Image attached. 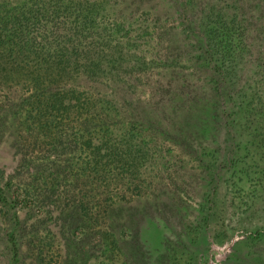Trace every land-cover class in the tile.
<instances>
[{"label":"trees","instance_id":"16d2710c","mask_svg":"<svg viewBox=\"0 0 264 264\" xmlns=\"http://www.w3.org/2000/svg\"><path fill=\"white\" fill-rule=\"evenodd\" d=\"M153 1L0 0V86L25 90L18 103L31 139L62 148L26 159L14 139L25 171L0 170L6 264H25L23 248L37 237L34 223L28 231L29 212L58 226L62 264H88L98 251L143 264L145 219L176 218L178 192L152 185L145 172L153 141L195 155L202 146L190 127L200 108L220 137L199 156L206 174L201 220L215 227L216 243L227 236L218 192L243 147V117L256 105L264 110V0H163L171 12ZM112 5L117 13L109 17ZM132 23L144 28L138 40L153 30L156 52L146 56L143 41L131 39ZM141 93L149 96L146 106ZM251 138L254 150L263 148ZM72 143L77 148L68 151ZM71 152L78 162L69 178L62 154ZM257 166L264 178V163ZM14 178L27 181L20 191ZM67 185L73 192L57 194ZM170 191L174 197L164 198Z\"/></svg>","mask_w":264,"mask_h":264},{"label":"rangeland","instance_id":"374dc122","mask_svg":"<svg viewBox=\"0 0 264 264\" xmlns=\"http://www.w3.org/2000/svg\"><path fill=\"white\" fill-rule=\"evenodd\" d=\"M153 4H156L158 11L168 9L171 12L163 0H155ZM145 11L148 12V9ZM153 12L151 14H157ZM116 13L113 5L112 8L108 7L106 12L109 17L115 16ZM128 26L132 30L129 34L131 39L133 41L135 39L137 44L143 41L141 47L146 56L157 51L158 48H155L153 41V30L148 31L149 36L145 34L143 40H138L137 38L143 35L144 28L137 27L136 23ZM150 36L151 40L147 43ZM257 44H259L258 40L255 46ZM24 94L25 90L20 87L0 86V170H3L5 176L19 167L20 156L15 154L13 148L15 137H19L20 150L26 159L47 154L48 151L54 153L52 151H55L53 150L55 147L57 154L62 151L58 145L49 148L40 142L36 143L25 132L23 108L18 103L19 98ZM140 96L141 106H146L145 102L149 96L145 93H141ZM262 104H264V95ZM254 108L256 109L249 111L242 119L243 147L237 156L236 166L231 167L223 175L218 192L219 200L223 201L222 210L226 211L224 228L227 230V236L222 243L215 242L213 238L215 227L205 225L201 220L200 212L206 191L204 179L206 174L203 170L205 164L201 162V158H204L201 157L202 151L207 146L216 147L215 143L220 140L212 130L210 116L200 108L193 117L190 131H196V141L202 146L195 155H188L169 142L164 143L160 138L153 141L155 154L151 157L152 164L148 163L145 172L152 185L163 182L159 185L165 184L178 192L177 197L173 198L174 201L176 200L174 210L176 218L172 220L174 222H166L158 216L145 219L140 228V240L144 249L143 264H264V178L257 173L260 167H255L256 163L259 165L264 163V146L262 149L254 150L251 145L252 135L254 139H258L256 141L261 142L257 143L264 144V110L260 109V105ZM68 147V151H75L77 148L73 143ZM62 156L72 168L65 171L70 178L69 173L76 172L77 155L71 152ZM157 157L160 160H157ZM205 158L207 161H213L208 155ZM22 169L25 171L24 168H18L19 171ZM19 180L20 182L16 178L13 180L14 186L17 185L16 191H20L22 186L20 184L27 182L23 181L25 178ZM68 186L58 190L57 194L62 197L73 192L72 189H67ZM172 197H174L172 191L164 196L166 199ZM41 209L45 211L48 207ZM20 214L22 215V212ZM28 215H31L26 223L28 231H31L30 229L35 225L33 228L37 230V237L34 233L28 237L29 244L23 248L24 263L62 264L65 246L54 220L44 222L38 215L32 217L30 212ZM0 264H6L1 254V246ZM88 264L124 263L121 254L108 256L98 251L89 259Z\"/></svg>","mask_w":264,"mask_h":264}]
</instances>
